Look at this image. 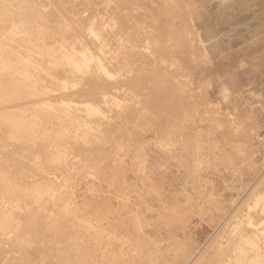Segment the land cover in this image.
<instances>
[{
  "label": "bare ground",
  "instance_id": "obj_1",
  "mask_svg": "<svg viewBox=\"0 0 264 264\" xmlns=\"http://www.w3.org/2000/svg\"><path fill=\"white\" fill-rule=\"evenodd\" d=\"M147 6L148 5L146 4V2H144V0H0V138L3 139V144L2 142L0 144V264H73L74 263L76 259L78 246H76V244L72 245L74 243L73 241H72L73 243L71 242V245L69 244H70V241L74 239L75 237V236L74 237L72 236L74 234H78V232L76 231V233L72 234L73 231L71 230V228L73 226L67 227V228H70L71 232L66 231L69 229H66L67 222L65 223L66 224L65 225L63 223V220L68 221L69 218L70 220H72V217H69L71 214H69V216L66 215V217L68 216V219H63L62 215L65 213L64 212L65 207L62 206L63 212L62 210L61 212L63 214L59 212L58 208L59 209L61 208L60 207L61 204L67 205V203H71L72 201H74L72 203H75V199L72 196V195H75L76 193V191L75 193L73 191V185H74L73 180H74V175L76 173H80L82 168H84V170L97 169L100 171V168L98 169L95 167L99 165L100 161L102 162L103 165L104 163L106 164L107 161L103 162L104 159L110 161V163H113L111 162L113 160H115L114 163H116V161L117 163L119 162L118 160H119L120 154H117L118 160H116L115 158L116 156L114 155L115 152L113 154V156H115L113 158L115 159L112 158V160H110L111 157L109 159L107 157L104 158L105 154H108V152H106L105 150L106 147H108V146L105 147L107 142H109L111 139L113 140L114 138H115V141L122 139L124 137V134H126V132L129 133V134L127 133L126 135H131L134 138L136 137L135 139L139 141V143L137 142L138 145L140 143L141 144L145 143L146 138L152 137L151 134L153 133V130L155 129V127H157L154 125L156 122L152 124L153 126L150 125V127L155 126L153 130L151 129L152 133L150 132L148 133V130L150 129V127L148 126V123H149L148 118H147L148 121L145 123L147 113L146 115L144 113L145 117H143V120H141L142 117L141 118L138 117L139 115L143 116L142 115L143 113L139 114L140 110L144 109L145 112L148 108L150 109V111L151 109L153 110L151 111V113L152 112L155 113L156 118L158 117L159 119L157 121H159L161 125L164 124L163 127L164 126L167 127V131L166 130L163 131L164 129L161 128L162 130H160L161 132L159 133L160 135H164V136L167 135L165 138L163 137L166 141L168 140L166 138H168L169 136L170 138L173 137L172 139L169 138L171 141L176 136L179 137L178 135H182L183 133L187 132L188 130L187 126L181 124V122L184 123V121L187 120L186 123H189L188 119L189 121L191 120L190 118L187 119V117H189V114L187 113L188 116H186L187 114L185 113V111L188 110L187 108H189L191 103H189L190 101L189 102H185V101H188L190 99L192 100L193 98L185 100L189 96L185 95L187 93L184 94V91H185L184 88L191 86V85L187 86V84L189 83V81H187L186 86L184 87L186 77L188 78V76L190 77L191 75H188V74H187L188 76H186V74L184 75V73L187 72L185 69H184L185 71H183L184 66L181 65L182 64L181 62L178 63L174 59V57L171 55V52H170L171 50L169 49L168 46H166L168 45L167 39L162 33L163 28L160 22L156 18L157 10L156 12L154 10L156 8H151L152 11H148L149 7L147 8ZM161 8L162 6L160 7V10ZM85 12H87V15L84 14ZM179 64L182 66V68ZM188 89L190 90L188 91L191 92V89L193 88H188ZM193 90L191 93L188 92L189 95L194 92ZM193 95L194 94H192V96ZM192 96L190 95V97ZM197 96L198 98H195V99L199 101L197 100L196 101L199 103H202L200 101V96L199 95ZM197 102H195L196 105H197ZM199 103L197 106L201 105ZM200 108H202V106ZM195 109H193L192 107V110H194V112H195ZM198 110L201 111L202 109L201 110L197 109V113L199 114ZM137 113L139 115H137ZM153 114L151 116H153ZM155 120L156 119H154V121ZM151 123H153V120ZM191 128L192 127H190V129ZM197 128L194 127V130ZM252 128L254 127L252 126L249 132L253 130ZM159 129L160 128H158L156 132L159 131ZM191 133L192 132H190L189 133L190 136H187V137H191L192 135ZM251 133L249 134L250 136H251ZM155 134L157 135L158 132ZM198 134L199 132L196 133V135ZM120 135H123V137L122 138L119 137L120 139L117 138L118 140H116V137ZM184 135L186 136L187 134H183V137L186 138ZM193 135L194 137H196L195 134ZM193 135H192L191 140L193 139ZM228 135L227 136L229 138L230 137L232 138V136H230L229 133ZM132 137L128 139H131L134 141L135 139L134 138L132 139ZM155 138L156 137L154 136V139L152 140H155ZM157 138H160V137H157ZM180 138H182V136ZM128 139H126V142H125L126 145H127ZM197 139H196V142L199 143L198 140L201 141L199 144L201 146L203 144L201 138H199L198 140ZM225 139L223 140L225 141ZM150 140H146V142L150 144L151 142ZM163 140H161V142H163ZM177 140L179 139H176L175 142L173 141L175 144H173V142H169L171 143L170 145L172 144L176 145V142H178ZM191 140L189 139V142H187L188 140L186 139V142L190 144ZM115 141H112V143L114 142V144L115 143L118 144L120 142L121 144V141H118V142H115ZM193 141H195V138ZM227 141H229V139ZM227 141L225 142L227 143ZM122 142H123V145H125L124 140ZM152 142H154L155 144V141H152ZM196 142H193L192 144L195 146L196 144H198ZM259 142L261 145H264L263 138H260ZM130 143L132 144L134 142L131 141ZM137 143L136 144L134 143L135 146L137 145ZM179 143L180 142H178L177 144ZM117 144H115V146L112 144V146H114L113 148L118 146V148L121 149L120 146ZM158 144H160V142ZM167 144L168 143L165 144L166 147H167ZM181 144H182V141H181ZM183 144H185V142ZM144 145H147V144H144ZM199 145H196V149H197V146L200 147ZM11 146L14 147V149ZM150 146L151 144L148 147ZM165 146H162V147L164 148ZM180 146L179 148L181 149V151H184L185 149L182 148L184 146H181V147ZM210 146H211V143H210ZM10 147L12 149H10ZM137 147H134V148L138 149ZM151 147L154 148V146H151ZM166 147L164 148L165 151L163 150V148H161L162 151L166 152V149H168ZM214 147L213 146L210 148L208 147L209 151L210 149H213ZM110 148H108V150ZM173 148L174 147H172L171 149ZM186 148H187V145H186ZM205 148L207 149V146ZM115 149L117 150V148ZM115 149L113 150L115 151ZM119 149L117 151H119ZM122 149H126L125 146L124 148L122 147ZM139 149L141 150V148ZM142 149L145 150L143 147ZM154 149L158 150L157 146H155ZM171 149H168V150L170 151ZM150 150L151 149H149V151ZM174 150L175 149H173L172 151L174 152ZM78 151L82 154V158H81L82 161L77 162L76 158L81 157V156L79 157L77 156L79 154V153L77 154ZM109 151H112V150H109ZM123 151L125 152V150ZM146 151L147 150H145V152ZM191 151L192 150H190V152ZM119 152H122V151H119ZM124 152H122V154ZM128 152H125V153L127 154ZM145 152L143 151V154H145ZM156 152L157 151H155V153L152 156H154L155 154L156 155L159 154L160 156L161 153L159 151L157 153ZM198 152L199 151H197V153ZM130 153L127 154V156L131 154H136V152L135 153L132 152L131 154ZM193 154L190 155L192 156V158H194ZM110 155L112 156V152ZM124 156L126 157L125 154L123 155V157ZM152 156H150V159L152 158L154 159V157ZM125 157L124 158L121 157V158L127 160L128 157L126 158ZM140 157L143 158V160L141 161H145L146 155H145V158L142 156H139L137 159H139ZM156 157H155V160L157 159ZM176 157L178 158V156ZM134 158L135 157H133L132 159ZM147 158H146V161L148 160ZM129 159L127 161L128 163H129ZM180 159L182 160V158ZM165 160L166 159H163L162 163L165 162ZM124 161L125 160H123V162L121 161L123 164V167H124ZM138 161H137L138 167H139V164H140V167L141 165L144 166V164H142L141 162L139 163ZM49 162H51V164L53 163L51 167L46 166V164ZM127 162L125 161V164ZM159 162L161 163V161ZM183 162L181 161L178 163L181 164ZM8 163L10 164L9 166H11V169H9ZM114 163L111 168H114V165L117 166V163L116 164ZM134 163L136 162L133 161V164ZM147 163L149 164V161H147ZM162 163L160 164L161 167L164 164ZM119 164L122 166L121 163ZM129 164L130 165L132 164L131 160ZM154 164L156 165V163ZM79 165H81L80 166L81 170L79 169ZM135 165H131L130 167L135 166ZM155 165H152V166H155ZM43 166L46 168L47 167L50 168V169L47 168L46 169L47 171L48 169L49 171L51 170L53 171V169H55L56 171L58 169L60 170L64 169V171L66 170V173L69 174V178L67 179L66 177V180H64V178H61L64 176H61V174L59 173V175L61 176L60 177L61 180L63 179L64 181H67L65 182L67 183L66 186L64 187L66 188L65 191H63L64 189L60 190V188L63 185H65L64 183L63 185L61 184L62 186L56 185L59 183H56V181L54 180L55 179L54 173H52L53 175L51 174L52 176H54L52 177L54 179H51L49 177L50 178V179L48 178L49 182H47V179L46 181H44L45 178L41 177V175H40V178L39 176H37L38 180H35L32 178L33 180L31 179L30 181V177H28V175H27V178H29V181L27 182L26 180H24V175H25L24 172H26L25 171L26 168H33V169L39 170ZM100 166H101V163H100ZM108 166L107 167L109 169L111 165H108ZM150 166L148 167L150 168ZM13 167H15V170H12ZM157 167L159 168V166ZM105 169L106 168L104 167V170ZM148 169L146 167V170ZM26 170H29V169H26ZM31 170L32 169H30V171ZM38 170L35 172H38ZM101 170H102V167H101ZM116 170L114 169L115 174L118 172V171L116 172ZM124 170L127 171L128 169L126 168ZM43 171L44 170H42V172L40 171L41 172L40 174H42ZM103 171H100V172H103ZM105 171L107 172V169ZM110 171L111 169H109L107 174H110L109 173ZM132 171L133 170H131V173ZM142 171L145 172L144 170L141 169L140 172ZM33 172L34 170H32V173ZM128 172L126 173L128 174ZM140 172H137V173H140ZM82 173L83 175H86L84 172ZM122 173H123V170H122ZM37 174L39 175V173H36V175ZM46 174L51 176L47 172ZM96 174L94 175V177H96ZM47 175L44 177H47ZM59 175L58 177H56L57 179L59 178ZM62 175H65V174H62ZM78 175L80 176V178H82L83 176L80 174H76V176ZM91 175L93 176V173ZM87 176H89V173L87 174ZM102 176L103 175L101 174V177ZM105 176L106 175H104V177ZM109 176H111V174ZM112 176H114L113 177L114 182L112 183L114 184L116 183L115 176H117V174L112 175ZM119 176L120 174L118 173V178ZM122 176L124 178V175ZM126 176L124 179H127ZM78 177L75 180L78 181ZM84 177L85 176H83V178ZM16 178H18V180L23 179L24 180L23 181L24 183L22 182L23 185L21 184V181H18L17 183ZM87 178L86 180H88ZM95 179L93 178V180ZM119 179H121V177ZM119 179L117 180L118 183H119ZM128 179H133V178L131 177ZM80 180H79L80 183L76 181L75 182L80 185L83 179L81 181ZM101 180L100 182L102 183ZM104 180H108V179H104ZM109 180H108V183H105L104 185L107 184V186L109 185L111 186V184H109V182L111 181ZM137 180L138 179L136 178V181ZM136 181H133L134 185ZM87 182L88 181H86L85 183L87 184V187L88 188L89 186L92 187L91 185L92 183L90 182L91 184H89L88 186ZM124 182H123L124 185L125 184L129 185L132 182V180L129 184L124 183ZM101 183L98 182V184H101ZM120 183H121L120 185H122V182ZM17 184H21L20 185L21 187L18 186ZM133 184L131 183L130 187H132ZM79 185H78V189L80 188L83 189L84 186L82 185V187L79 188ZM95 185L94 187H96ZM104 185L101 186V188L103 187V189L100 188L102 192H104L103 190L105 189ZM127 185L125 187H127ZM107 186L106 188H108ZM135 186H134V189H135ZM112 187L113 186H111V188ZM120 187L122 188V186ZM130 187H129V190L132 191L131 189L133 188H130ZM213 187H214L213 191L215 190L217 191L220 189V185H216ZM150 188L154 189L153 186L152 187L150 186ZM114 189H116L115 186H114ZM163 189L166 190V188H163ZM85 190L87 189L85 188ZM90 190H87L88 192L87 191L86 192L89 194ZM96 190L98 191L99 189L95 188V191ZM49 191L51 193L53 192L52 194H54V192L56 193L58 192L57 195L60 194L58 196L59 203H58V198H57L56 205L58 206L57 210L59 212V215L61 214L60 216L62 219L60 218L61 219L60 220L57 217L56 219L60 220L63 223L62 224L60 222L61 224L60 227L66 229L65 230L66 232L63 231L64 229L62 230L58 226L56 228L57 229L59 228V230L54 228L55 232H53L52 227L56 226V224H54L53 222L54 226L52 225H51L52 227L50 226L51 228H50L49 234H47V232L42 233L44 231L43 229V231H41L43 235L40 233L42 236L39 234L40 236L38 235L36 237V234L39 233L38 232L39 228L43 224V222H40V221L38 222L37 220L39 219L38 216H41L42 218L44 217L43 220L45 218L51 219V217L52 218L54 217L52 216L51 213L48 212L50 209L48 208L49 206H45L42 201L43 197L46 198L45 196L48 197V194H51ZM97 191L96 193H94V196H96L95 194L98 193ZM147 191H149V188ZM45 192L47 193L49 192V193L48 194L46 193L47 195L43 196ZM123 192L124 191L122 190V193ZM149 192H147V194ZM125 193L126 191L124 192V194ZM166 193H169V192H166ZM99 194H101V197H102L103 194L102 193H99ZM124 194L121 197L124 198L125 197ZM175 194H176V191H175ZM57 195L55 194L54 196L56 197ZM126 195H130V194H126ZM89 196H91L92 198L93 195L91 194ZM116 196L118 195H114L115 199L117 198ZM175 196L178 197V195H175ZM175 196L169 197L165 195L167 199L173 198V201H172L173 203H175L176 201L178 202L177 199H179V201L181 199L180 197L179 198L176 197L177 199H174ZM221 196L223 200H228L231 194L228 192H224L223 195ZM261 196H262V202H260L259 204L256 202V205H254V207L250 206V208H257L255 212L253 211L254 214L253 213L250 214L249 217L245 215L246 217H248L247 218L248 220L245 218L246 221H244V219L241 218V221L242 222L244 221L243 222L244 224L241 222L242 225L241 224H240L241 226L239 225L241 229L238 228V226L235 227L237 223L233 225V227H235L233 228V230L238 228L237 229L238 232L236 233L230 232L231 236L228 237L229 239H228L227 244L225 246L223 245L224 247L221 246V248L219 245V249H216L217 251H214L213 252L214 254L209 256V258H206V261L203 260L204 262H201L200 264H264V194ZM97 197H98V194H97ZM136 197L139 198V196H136ZM162 197H164V195L160 197L163 200L165 197L164 198ZM48 198L50 199V196ZM49 199L47 200L49 201ZM87 199H85V201ZM95 199L99 200V198L97 199L96 197ZM120 199L122 201V198H119V200ZM129 199H132V198L130 197ZM129 199H127V201ZM140 199L141 198H139V200ZM54 200L52 201L55 202ZM124 200L126 203L127 201L125 198ZM132 200H135V199H132ZM44 201L46 202V200ZM107 201L109 203V200ZM116 201L118 202V200ZM130 201L129 203L131 204L132 201L131 202ZM143 201H145V198ZM158 201H161V200L158 199ZM51 202L50 201L48 202L50 203L49 204L50 207H51ZM92 202H94V200ZM113 202H114V199H113ZM172 202L170 203L171 206H172ZM140 203L138 201V203L136 204L140 205ZM146 203L147 202L145 201L144 205L148 206L147 204L149 203L147 204ZM158 203L160 204V202ZM176 203L174 204V206L176 205V210L177 208L180 209V207H177ZM76 204L77 203H75V205ZM87 204L90 205V203L88 202ZM96 204H92V205L96 206ZM102 204L103 202L101 203V205ZM82 205H85V207L88 206V205L86 206V204H82ZM82 205H80V207ZM144 205H141V206H144ZM70 206H73V205H70ZM133 206L135 205L132 204V207ZM174 206L173 208H175ZM46 207L48 208V211ZM94 208H98V206ZM100 208H102V206ZM111 208H109L110 209L109 212L107 210V215L112 210ZM136 208L137 206H135V211H136ZM146 208L147 207H145V209ZM149 208L152 211V208L150 206ZM73 209L69 210V213L70 211L73 212ZM86 209L87 210L90 209L91 212L93 210V208L88 209L87 207V208H84L83 211H81L78 208L77 212L81 211L82 213L80 214H84V212H87V211H84ZM115 209L116 208L114 207L113 211H115ZM130 209L132 211V208ZM57 210H53V211L55 212ZM159 210L163 211V209H159ZM65 211H67V209ZM95 211L93 210L94 213H97ZM113 211H111V213ZM135 211L133 210L134 213ZM101 212L98 211V213H101ZM76 213H74V215L72 216L75 217V215H78L79 212L77 214ZM88 213L89 212L85 214L87 215L85 217L89 216V219L87 220L85 217L84 218L86 219V221H89L90 215H91L92 216L91 219L94 223L96 219H94L93 217L96 214L92 215V213L91 214L89 213L88 215ZM143 213L140 214L141 217L137 216L141 218L142 222L145 221L146 219L145 213L144 214ZM148 213L146 214V216L150 214ZM103 214L104 213L102 212V214L100 215H103ZM105 214L103 216L107 217V215ZM100 215H98L99 217L97 216V220L102 219L100 218ZM132 215L134 217L136 214L135 215L132 214ZM142 215L144 216L145 219L142 217ZM154 215L153 216L150 215V216L155 218L157 214L155 216ZM190 216L191 215H189V218ZM35 217L37 219H35ZM76 217L78 218V216ZM173 217L176 218L174 215ZM33 218L36 221H34ZM42 218H41V221H42ZM64 218H65V214H64ZM75 218H73L74 220L72 221L69 220V221L73 223V221L76 222V220L79 219V218L78 219L76 218L75 220ZM84 218H82V220ZM160 218L161 217L159 216L158 221L161 220V222H164L163 220L165 219V217L163 220ZM135 219L137 218H134V220ZM170 219L172 218L170 217ZM208 220L210 222L213 221L212 217ZM47 221L48 220L44 221V224L46 222V225L48 224L50 225V222L47 223ZM86 221L84 220V222ZM92 221L90 220V223L92 226H94L92 224ZM172 221L174 222V220ZM135 222L139 223L140 221L135 220ZM135 222H133V224ZM156 222L157 221H155L154 223L156 224ZM167 222L169 223L171 221H169L168 219ZM238 222H240V220ZM98 223H95V224H97L98 227H101L98 225ZM143 223L139 225L141 226L143 225ZM157 223L159 225V222ZM75 224L78 225L79 224L78 221ZM80 224L82 228L85 227V224L84 225H82L83 223H80ZM144 224H147V222ZM155 224L153 225L156 226ZM68 225L70 224L68 223ZM79 225H78V228H76L74 225V229L75 230L76 229L79 230V228L81 229ZM86 225L89 226V223L88 224L86 223ZM136 225L135 227L138 226ZM153 225H151L152 226L151 228H153ZM163 225H165V223ZM174 225L173 227L172 226L171 227L174 228ZM43 226L44 225H42V228ZM176 226L177 224L175 225V227ZM102 228H103V225H102ZM144 228H145L144 225L141 228L137 227V229H140V230ZM47 229H49V227ZM90 229L91 228H89L87 231H89ZM97 229H100V228H97ZM174 229H175V232L178 231L176 230V228ZM158 230L159 229H157V231ZM93 231H96V230H93ZM142 233L143 232H141L139 235L140 238L146 235V233L144 234ZM185 233L186 231L183 234ZM164 234L168 235L169 233L167 234L166 232ZM141 235H144V236H141ZM161 235L159 237L163 236ZM171 236H175V235H171ZM70 238L72 239L70 240ZM168 238H170V236ZM76 239H74V241ZM147 239L150 240L151 238L150 239L147 238ZM170 239L166 240L165 238L166 241L164 239H162L161 241H165V242L168 241V244H169L172 241V240L170 241ZM159 240H157L158 241L157 246L162 245V242L159 243ZM151 242L152 240H150V244ZM153 245H155V242ZM147 249H148V245H147ZM149 249H150V246H149ZM148 250L143 251V253L146 252L148 255V252L152 249H150L149 251ZM146 253H144L145 255L143 254L144 259L146 258L145 257ZM143 256H141V258ZM157 256H160V253ZM150 257L153 258L152 254ZM155 258L157 257L155 256ZM157 260H156V263H157ZM145 261L143 260L142 263H144ZM153 262L154 261H152V263ZM140 263H141V260H140Z\"/></svg>",
  "mask_w": 264,
  "mask_h": 264
},
{
  "label": "rangeland",
  "instance_id": "obj_2",
  "mask_svg": "<svg viewBox=\"0 0 264 264\" xmlns=\"http://www.w3.org/2000/svg\"><path fill=\"white\" fill-rule=\"evenodd\" d=\"M144 2H146V4L148 5L147 8L148 7L150 8V9L148 8V11H152L151 8H156V9H154L155 12L157 10L156 18L160 22V24L163 28V30H162L163 35L167 39L168 45H166V46H168L169 49L171 50L170 52H171V55L174 57V59L178 63L181 62L182 64L181 63L180 64L182 66H184L183 71H185V70L187 71L184 73V75L185 74H186V76L191 75L190 77L188 76V78L185 76L186 80H185L184 87L186 86L187 81H189L187 86H189V85H191V86L184 88L185 89L184 94L187 93L188 95L187 94H185V95L189 96L185 100L193 98L192 100L190 99L188 101H185V102L190 101L189 103H191V105H190L191 107L189 106V108H187L188 110H186L187 112L185 111V113L189 114V117H187V119L188 118L191 119L190 121L188 119V122L192 126L189 123H186L187 120L184 121V123L181 122V124L187 126V129H188L187 130L188 133L185 132L186 130L184 131L185 133H183V134H187L186 136L184 135L186 138H184L183 134H182V135H178L179 137L176 136L171 141H170V139H172L173 137L170 138V136H169L168 138H166V139H168L166 141L164 138L167 135L164 136V135H160L159 133L161 132L160 130H162V129H164L163 131H165V130L167 131V127H165V126L163 127L164 124L161 125L159 123V121H157V120H159L158 117L156 118V115L154 112L151 113V111H153V110L151 109V111H150L149 108L147 110L145 109L146 112L144 111V109L140 110L139 111L140 113L139 112L138 113L139 114L143 113L142 114L143 116H141L137 113V115H139L138 117L139 118L142 117L141 120H143V117H145L144 113H145V115L147 113L145 123L149 120L148 121L149 127H150V125L154 124V122L157 123V124L156 123L154 124L157 127L154 126L155 127L154 130H153L154 127H150V129L148 130V133L149 132L152 133V130H153L152 134L156 138L157 137H160V138H157V139L155 138V140H152V139H154V136L151 134V136L153 138L152 137H148L149 139L146 138L145 143H143V144L140 143L139 144L140 146H139L138 145L139 141H137L135 139L136 137L134 138L131 135H126L128 132H126V134H124V137H123V135L117 136L116 140H118L117 138H119V137L125 138V139L122 138L124 140L125 145H123V142H122L123 140L120 138H119L120 140H118V141L122 140L121 144L123 146L120 144V142L118 144L117 143H115V144L119 145L121 149H122V147L124 148V146H125V148L128 150H126V149L121 150L118 148V146L115 148H117V150L119 149V151H122V152H124L123 150H125V152L129 151L127 154H129L130 152L131 153L136 152V154L130 153L131 154V155H129L130 157L127 156V154L125 152L122 154V152H119L115 148H113L115 146V144H114V142L112 143V141H115V138L113 140L112 139L110 140L111 143H110V141L107 142L105 147L106 146H108V147H106L105 150H106V152H108V154H105L104 158L107 157L109 159L111 157L110 160H112V158L116 156L115 158H116V160H118L117 154H120L119 160H118L119 162L117 163V161H116L117 166L114 165V168H111L113 166V163L115 162V160L111 161L113 163H110V161L103 158L104 161L103 160L102 161L103 162L107 161V163H106L107 165L105 163L103 165L102 162L100 161L99 165L95 168H98V169L100 168V171H103L104 167H105L107 169V172L105 171L106 170L105 169L103 171L104 173L100 172L97 169H94V170L93 169H86V170H84V168H82V170H81L80 169L81 165H79V169L81 171H80V173H76V174L83 175L82 172H84V173L86 171L87 172L85 173L86 175H83V176H85L84 178H83V176H82V178H80L79 175H78L79 177L76 176V174L74 175L73 191H74V193L76 191L77 195L75 193L76 196L75 195H72V196L75 199V203H77L76 205H75V203H72V202H74V201H72L71 202L72 204L71 203H67V205L61 204V206H60L61 208L59 209L58 206L56 205V203H57V198H58V203H59V197L58 196L60 194L57 195L58 192L57 193L54 192V194H52L53 192L52 193L50 192L52 190L49 191L52 195L48 194L49 192L48 193L45 192V194L43 196L48 194V197L50 196V199L47 196H45V197L47 199H49L50 202L56 198L54 200L55 202H53V201L51 202V207L49 205L50 203H48L49 201L44 197L42 198L44 205L49 206L48 208H50L48 211V208L46 207L47 211L49 213H51L52 216H54V217L53 218L51 217V219L45 218L46 220H48L47 223L50 222V225L48 224L49 226L46 225V222L44 224V221H46L45 219L43 220L44 217L42 218L41 216H38L39 219H37L35 217V219H37L38 222L39 221L43 222L42 225H44L43 228L41 225V227L39 228L40 231L38 230L39 233L36 234V237L41 233V231H43V229H44V231L42 233L47 232V234H49L50 228L52 226H54L53 222H54V224H56V226L52 227L53 232H55L54 228L57 229L56 228L57 226L59 228H61L60 227L61 226L60 220L62 218L60 215L63 214L62 213L63 212L62 206L65 207L64 208L65 218H64V214H63L62 215L63 219H68L69 214H71L69 217H72V220H74L73 218L78 216L79 219L76 217L78 220H76V218H75L76 222L73 221V223L74 222L77 223V221H78L79 224L80 223H83L82 225L85 224L86 228H88V229L91 228L89 231H87L88 229H86L84 227L86 229L85 230L84 228L81 227V224L80 225L78 224L81 227V229L79 228V230L78 229L75 230L74 225L76 228H78V225L70 222V221H72V220H70V218L68 219V221L63 220L64 224L67 222L66 223L67 225L65 224L66 229H69V230H66L64 228H61L62 230L64 229L63 231L66 230V231L71 232V230H72L73 231L72 234L76 233V231L78 232V234H74L73 236L71 235L72 237H74V236L76 237V235H77V237H76L77 239L74 237V239H76L77 241L76 240L74 241V239L70 238V240L71 239L72 240L70 241V244H69V245H71V242L73 241L74 243L72 242L73 243L72 245L76 244V246H78L76 259H75L73 264H139L140 260H141L140 264H145V263L151 264L152 261H154L152 264H154V263L155 264H158V263L159 264H198V263L200 264L201 262H204L203 260L206 261V258H209V256L214 254L213 252L217 251L216 249H219V245L221 248V246H223V245L225 246L227 244L228 239H229L228 237L231 236L230 232L236 233V232H238V230H237L238 228L241 229V227H239V225L242 222L241 218L244 219V221H246L245 218L247 219L250 214H252V213L254 214V212L257 210V208H250V206L254 207V205H256V202L258 204L260 202H262V196L261 195L264 194V145H261L259 140L264 135V0H147V1L144 0ZM165 5L166 6L168 5V6L166 7ZM159 6L160 7L162 6V8H161L162 11L160 10ZM84 14L87 15V12H85ZM182 66H181V68H182ZM190 82H191V84H190ZM188 88L194 89V90L191 89V92H192V90L194 91L192 93V94H194L193 96H192V94H190L192 97H190V95H189V93H191V92H189L190 90ZM197 95L200 96V101L202 103L197 102L199 100L195 99V98H198ZM195 96H197V97H195ZM193 101L197 102V105H198V103L201 105L197 106L196 103ZM201 106H202V108H200ZM192 107H193V109L196 108L195 112H194V110H192ZM197 109H200V110L202 109L201 111L198 110L199 114L197 113ZM148 114L150 115V117ZM152 114H153V116H151ZM188 114L186 116H188ZM154 115H155V117H154ZM147 118H148V120H147ZM151 119L153 120V123H151L152 122ZM154 119H156V120L154 121ZM144 120H145V118H144ZM192 123H194L195 125ZM193 125L196 128L198 127L199 129L198 128L197 129L199 131L197 129L194 130ZM158 126H160V127H158ZM252 126L254 128H252L253 130L249 132V130L251 129ZM190 127H192V128L190 129ZM156 128L157 129L160 128L159 131H157L158 132L157 135H159V136H157L155 134V133H157ZM189 130H191V131H189ZM190 132H192L191 133L192 135L195 134V136L197 138L199 136V138H201L202 143L204 145L202 144L200 146L199 144L201 141L198 140L199 138L197 139L196 137H194V135H193L192 140H191L192 135H191V137H187V136H190V134H189ZM198 132L201 136L199 134L196 135V133H198ZM228 133L230 134V136H232V138L228 137L229 136ZM250 133H251V136L249 135ZM181 136H182V138H180ZM131 137H132V139L134 138L135 140L133 141L131 139H128ZM150 138H151V140H150ZM188 138L191 140V143H190L191 145L189 143H187V142H189ZM194 138H195V141H193ZM126 139H128L127 145L125 143ZM176 139L180 140V141L179 140H177V141L180 142L179 144L181 146H184V147H182L183 149H185L184 151H181V149L179 148L180 145L177 144L178 142H176V145H173V144H175L174 142ZM186 139L188 140L187 142H186ZM196 139L199 141V143L196 142ZM223 139H225V141H227L229 139V141H227V143H226ZM146 140H150L151 146H154V148H155V146H157L158 150L154 149L151 146L148 147L150 144H148L146 142ZM158 140H160V141H158ZM161 140H163V142H161ZM118 141H115V142H118ZM129 141L130 142L132 141L135 144L137 142L138 143L135 146L134 143L131 144ZM152 141H155V144ZM181 141H182V144H181ZM192 141L198 143V144H196V143L195 144L199 145L200 147L197 146V149H196V145L194 146L192 144L193 143ZM1 142L3 144V139L0 138V144H1ZM128 142H129V144H128ZM157 142L158 143L160 142V144H158ZM165 142L168 143L167 147L165 146V144H166ZM169 142H173V144L170 145L171 143H169ZM184 142H185V144H183ZM206 142H208V143L210 142L211 146H210V143L208 144ZM212 142L214 143V145ZM109 144H111V145H109ZM112 144L114 146H112ZM144 144H147L148 146L144 145ZM128 145L131 147H129ZM186 145H187V148H186ZM158 146H160V147H158ZM162 146H165L168 149H171L172 147H174L173 149H175V150L173 152L172 151L173 149H171L170 151H172V152H170L168 149H166V152L168 151L166 153V152H164L165 147L163 148ZM206 146H207V149L205 148ZM212 146L213 147L215 146V147L213 149H210V151H209V148ZM11 147H10V149H12V148L14 149V147H12V148ZM134 147H137L138 149H136ZM142 147L147 151L145 152V150H143ZM108 148H110L109 150H112V151H109ZM131 148L133 150L134 149L135 150L133 151ZM139 148H141V150ZM152 148L154 149V151ZM161 148H163L164 151H162ZM193 148H194V150H193ZM198 148H199V150H198ZM113 149H115V151ZM149 149H151V150L149 151ZM195 149H196V151H195ZM139 150H140V152H139ZM190 150H192V151L190 152ZM143 151L145 152V154H143ZM148 151H149V153H148ZM155 151H157V152L162 151L160 153L162 154V156H164V155L165 156L162 157L161 154H160L161 157L159 156V154H157L158 156L155 154L157 157L155 155L152 156L155 153ZM197 151H199V152L197 153ZM111 152H112V156L110 155ZM114 152H115V154H114ZM117 152H119V153H117ZM192 152L195 153L196 155L193 154ZM77 154H78L77 155L78 157L81 156L79 158H76L77 162L82 161V159H81L82 154L79 151L77 152ZM113 154L115 156H113ZM124 154L126 155V157H128L127 160L122 159L125 157V156L123 157ZM148 154L150 156L154 157V159L153 158L150 159V156ZM192 154H193L194 158H192V156H190ZM135 155L136 156L138 155V156L136 157ZM145 155H146V158L148 156L147 161H149V164L146 161ZM139 156L144 157L146 162L141 161V160H143V158H141V157H140L141 159L140 158L137 159ZM176 156H178V158L179 157L182 158V160L180 158L179 159L182 162L183 161L185 162V163L183 162L184 165H183V163H181L182 165L180 163H178L181 161ZM133 157H135L136 159L135 158L132 159ZM155 157L157 158L156 160H155ZM115 158H113V159H115ZM128 159H129V163L131 160V163H132L131 165L136 164L135 166H137V167H135V166L130 167L131 165L127 162ZM163 159H166L165 162H163L164 164L162 163ZM173 159H175V160H173ZM73 160H74V158H73ZM123 160H125L127 162L126 164L128 166L125 164V161H124V167H123V164H122ZM132 160L136 163L133 164ZM136 160L137 161L139 160L138 162L139 163L141 162L142 164H144L145 167L141 165V167H142L141 168L140 164L138 167V163ZM177 160H179V161H177ZM159 161H161V163L163 164L162 167H161V165H160L161 163ZM193 161H195V162H193ZM100 163H101V166H100ZM116 163H114V164H116ZM119 163H121L122 166ZM150 163L152 165H155L154 163H156V165L152 166ZM52 164H51V162H49L46 164V166L51 167ZM9 165L10 164L8 163V167H9V169H11V166H9ZM108 165H111L109 169H111V171L114 172V173H112L111 171L109 172L111 174V176L117 174V176H115L116 183H114V184H112L114 182L113 181L114 176L111 177V176H109L110 174H107L109 171ZM148 166H150V168L152 167L153 169L151 168L152 169L151 170ZM157 166H159V168ZM43 167H41L39 170L33 169V168H26L29 170L25 169V171L27 173L24 172L26 175V176L24 175V180H26L27 182L29 181V178H27V175H28V177H30V181L32 178L35 180H38L37 176H39V178H40V175H41V177L45 178V180L43 179L44 181H46V179H47V182H49L48 181L49 177L51 179L55 178L54 180L56 181V183H59L56 185L60 186L61 184L63 185V183L65 184L63 186L61 185L62 187L60 188V190L64 189L63 191H65L66 188H64V187L66 186L67 183H65V182H67V181H64V180H66V177H67V179L69 178V174L66 173V170L64 171V169L60 170L57 168L59 170V171L57 170L58 171V173H57V171L55 169H53V171L52 170L49 171L50 168L47 167V168H49L47 171L46 170L47 168L44 167L45 168L44 169ZM101 167H102V170H101ZM146 167H147V169L149 168L150 170L149 169L146 170ZM126 168L128 169L127 171L124 170ZM132 168H134V169H132ZM30 169L34 170V172L32 173V170L30 171ZM114 169L115 170L117 169L116 172L118 171L116 174H115ZM130 169L133 170L132 173H131ZM141 169L144 170L145 172H143V171L140 172ZM12 170H15V167H13ZM37 170H38V172H35ZM42 170L45 171V172L43 171V173H45V174H43V173L40 174L42 172ZM122 170H123V173H122ZM134 170L136 173L137 172H140V173L136 174L134 172ZM125 171L126 172L130 171V172H128V174H127ZM46 172L50 175L52 173H54L55 177L52 176L53 174L51 176L47 175ZM95 172L98 174H96ZM105 172H106V174H105ZM29 173H30V175H29ZM36 173H39V175L38 174L36 175ZM59 173L61 174V176H64V177H61L59 175ZM88 173H89V176H87ZM92 173H93V176L91 175ZM118 173L120 174L119 178L121 177V179L118 178ZM31 174H33V175H31ZM57 174L59 175V178L60 177L64 178V180L62 179L64 182L61 180V178L60 179L56 178V177H58ZM62 174H65V175H62ZM95 174H96V177H94ZM101 174L103 175L102 176L103 178L101 177ZM129 174H131V175H129ZM46 175H47V177H44ZM104 175H106V176L108 175L107 178H106V176L104 177ZM122 175H124V178L127 175L126 176L127 179H124ZM133 175L135 177L137 176L136 178L139 181L138 180L136 181V178ZM35 176L37 177V179ZM52 177H54V178H52ZM77 177H78V181L75 180V179H77ZM116 177L119 179V183L117 182L118 179ZM131 177L133 179H128ZM86 178L88 180H86ZM93 178L94 179L96 178V179L93 180ZM16 179L15 180L17 183H18V181H21V184L23 185V183H24L23 179H20V180H18V178H16ZM80 179L81 180L83 179L82 180L83 184L82 183L81 184L87 190L92 189V190H90L92 193L89 191V194H88L87 193L88 191L85 190L84 187H83V189L80 188V187H82V185L81 184L79 185L76 183V182L80 183L79 182ZM97 179H99V180H97ZM104 179H108V180L110 179L109 181H111V182H109V184H111V186H113V187L111 188V186L109 184H108L109 186H107V184L104 185L105 183H108V180H104ZM59 180H61V181H59ZM100 180L102 181V183L100 182ZM127 180H128V182H127ZM131 180H132V182H131ZM86 181H88L87 182L88 186L91 183H92L91 184L92 187H94L95 184H97V185H95L96 187H94V188L89 186V188H90L89 189L87 187V184H85ZM124 181H126V182H124ZM133 181H136L135 182L136 186L133 184L134 183ZM60 182H62V183H60ZM98 182L101 184H98ZM120 182H122V185H120L121 184ZM123 182L128 183V184L131 182L133 184V186L131 185L132 187H130L131 183L129 185H127V184L124 185ZM15 183H14V185H15ZM75 183L77 186L75 185ZM21 184H17V185L20 186ZM153 184L154 185L156 184V185L154 186ZM78 185H79L80 189H78ZM103 185L105 187V189L103 190L105 193L101 191V189H103V187L101 188V186H103ZM118 185H119V187H118ZM126 185H127V187H125ZM212 185L213 186L220 185V189L217 191L216 190L213 191L214 187ZM106 186L108 188H106ZM114 186L116 187L117 190L114 189ZM120 186H122V188ZM128 186L130 188H133V189L135 186L136 190L135 189L134 190L139 195H137L133 189H131L132 191H130ZM150 186L151 187L153 186L154 189L150 188ZM168 187H169V189H168ZM57 188H58V186H57ZM95 188L99 189L98 191L96 190L98 192L97 193L98 197H97V194H95L96 196H94V193H96ZM119 188H121V189H119ZM148 188H149L150 192L147 191ZM163 188H166V190ZM127 189L130 191V193ZM167 189H168V191H167ZM172 189L174 192L172 191ZM113 190H114V192L116 191L115 194H114ZM122 190L124 192L126 191V193L125 194H124V192L122 193ZM169 190H171L172 192ZM127 191H128V193H127ZM175 191H176V194H175ZM147 192H149L148 193L149 195L147 194ZM166 192H169V193H166ZM224 192H228L231 194V196H229L228 200H223L221 195H223ZM86 193H87V195H86ZM99 193L103 194L102 197H101V194H99ZM172 193L175 195H178V197L173 195ZM55 194L57 195L56 197L54 196ZM91 194L94 197L92 196V198H91V196H89ZM123 194L125 195L124 198L126 199V201L130 197L132 199H135V200L129 199L125 203L124 198L121 197V196H123ZM126 194H130V195H126ZM159 194H161V195H159ZM108 195H110V196H108ZM114 195H118V196H116L117 197L116 199H115ZM133 195L135 197L139 196V198H141V199L143 198V199L142 200L140 199L141 200L140 201L138 197H136L137 198L136 199ZM162 195H164V197H165V195L169 196V197L175 196L174 199H177L180 197L181 198L180 201H179V199H177L179 204L176 200H174L177 202V203L176 202L175 203L177 204V207H180V209L177 208V210H176V205L174 206L175 203L172 202L173 198L167 199V197H165V198L162 197V198H164L162 200L160 198ZM179 195H181L183 197L184 201H183L182 197ZM103 196H104V198H103ZM95 197L97 199L99 198V200H96ZM106 197L110 198L111 200L106 198ZM126 197H128V198H126ZM156 197H157V199H156ZM87 198L90 200V202ZM119 198H122V201H121V199L119 200ZM144 198H145V201L147 203H149V204L146 203L148 206L144 205L145 204V201H143ZM85 199H87V200L85 201ZM113 199H114V202H113ZM158 199L161 201H158ZM44 200H46V202L47 201L48 202L46 203ZM93 200H94V202H92ZM107 200H109V203ZM116 200H118V202ZM123 200H124V202H123ZM137 200L139 201V203L141 202L140 205L136 204V203H138ZM169 200L172 202V206L170 205L171 202ZM181 200H182V202H181ZM83 201L86 203H84ZM101 201L103 202L102 205H101V203H102ZM129 201L131 202V204L129 203ZM167 201H168V203H167ZM87 202L90 203L91 206L88 205ZM158 202H160V204ZM91 203L92 204L97 203V204L95 206V205H92ZM165 203H167V204H165ZM82 204H86V206L88 205L87 206L88 209L93 208L94 211L96 210L95 212H97V213H94L93 210H92V212H93L92 213L90 209H89L90 211L87 209L84 210V211H87L89 213L91 212L92 215L96 214L95 215L96 217L95 216L93 217L94 219H96L94 221V223L91 219L92 216L90 215V220L92 221V224L94 226L91 225L90 220L86 221V219L87 220L89 219V216L85 217V216H87V215H85V214H87V212H84V214H80V213H82L81 211H83L84 208H87V207H85V205H82ZM111 204L114 206H112ZM132 204L137 206L136 211H135V206H133L134 207V209H133ZM70 205H73V206H70ZM80 205H82V206L80 207ZM100 205L102 206V208H100L101 207ZM141 205H144V206H141ZM179 205H181V206H179ZM52 206H54L55 208ZM68 206H69V208H68ZM93 206L94 207L98 206V208H94ZM128 206H130V207H128ZM149 206L152 208V211L149 208ZM173 206L175 208H173ZM73 207H74V209H73ZM76 207H77V209L79 208V210H81V211H78L79 213L77 212ZM108 207L109 208L112 207L111 211L114 210V207L116 209L112 213L110 211V213L107 215V210H108V212L110 210ZM145 207H147V208L145 209ZM52 208H54V209H52ZM57 208H58L59 212H61V210H62L60 215H59ZM130 208H132V211ZM148 208H149V210H148ZM66 209H67V211H65ZM72 209H73V212L76 209V211L74 213H76V212L78 213V215H75V217L72 216V215H74L73 212L70 211V213H69V210H72ZM100 209L102 210V212L104 214L106 213L105 215H107L108 218L106 216H103L104 214L100 215V214H102ZM159 209H163V211L159 210ZM53 210H57L55 212L56 213L58 212V213L56 214ZM97 210L101 213H98ZM133 210L135 211V213L133 212ZM139 210H140V212H139ZM145 210H147V211H145ZM150 211H151V213H150ZM167 211H169V212H167ZM174 211H175V213H174ZM177 211H179V212H177ZM181 211L183 212V214ZM187 211H188V213H187ZM143 212L145 213V218H146L145 219L144 216L142 215V217L145 219V221H143V222L144 223L147 222V224H144L140 218L141 217L140 214H142ZM53 213L56 214L57 216L54 215ZM89 213H88V215H89ZM147 213L149 215L146 216ZM97 214L100 215V218H102L103 220L102 219L97 220V216H98ZM132 214H134V215L136 214V215L133 217ZM154 214L155 215L157 214V215L155 216ZM66 215H68V216L66 217ZM150 215H152V216L154 215L156 219ZM173 215L176 218H174ZM189 215H191L190 218H189ZM245 215L248 217H246ZM79 216L81 217V219ZM137 216H140V217H137ZM159 216L161 217L160 219H162V220L165 217V219L163 220L164 222H161V220L158 221ZM169 216L172 219H170ZM56 217L58 219H60V218L61 219L57 220ZM147 217H148V219H147ZM211 217H212L213 221L210 222L208 219H210ZM41 218H42V221H41ZM82 218H84V219L82 220ZM134 218H137V219H135L136 221H140L141 223H143L145 228L141 229V230L137 229V227L141 228V227H143V225L140 226L139 224H141V223L135 222ZM177 218H178V220H177ZM35 219H34V221H36ZM149 219L152 221H150ZM153 219H154V221H153ZM168 219L172 223L171 222L168 223L167 222ZM80 220H82L83 222ZM84 220L86 222H84ZM146 220H148V221H146ZM172 220H174V222ZM185 220H186V222H185ZM239 220H240V222H238ZM99 221H101V222H99ZM155 221L159 222V225L157 222L155 224L154 223ZM133 222H135V223L133 224ZM181 222L184 224L186 223V224L184 225ZM68 223L70 225H68ZM86 223L87 224L89 223V226L86 225ZM95 223H98V225L101 227H98L97 224H95ZM162 223L163 224L165 223V225H163ZM175 223L177 224L176 227H175V225H176ZM236 223H237V225L235 227L238 226V228L233 230V228H235V227H233V225H235ZM153 224H155L156 226H154ZM160 224H162V225H160ZM102 225H103V228H102ZM135 225L137 227H135ZM151 225H153V228H151L152 227ZM173 225H174V228H176V230H178V231L175 232V229L172 228ZM46 226H48L49 229H47L48 227H46ZM69 226L70 227L73 226L72 228L74 230L72 228H71V230H70V228H67ZM180 226H181V228H180ZM182 226H183V228H182ZM93 227H94V229H93ZM59 228L57 230H59ZM97 228H100V229H97ZM160 228H162V229H160ZM148 229H149V231H148ZM157 229H159V230L157 231ZM93 230H96V231H93ZM139 230H140V232H139ZM146 230L148 233L146 232ZM150 230H152V231H150ZM51 231H52V229H51ZM81 231H83V232H81ZM165 231L167 232V234L168 233L169 234L165 235L164 234V233H166ZM185 231H186V233L183 234ZM141 232H143L142 234L146 233L147 236L141 235L144 237L140 238L139 235ZM51 234H52V232H51ZM159 234L160 235L162 234L164 237L162 235H161L162 237H159L160 236ZM170 234L175 235V236H171ZM169 236L171 239L168 238ZM146 237L149 239L151 238L150 239V240H152L151 244H150V240H148ZM174 237H176V238H174ZM138 238H140V239H138ZM145 238L149 242H147ZM161 238L164 240H165V238H166V240L170 239V241L171 240L172 241L168 244V241L167 242H165L166 240L161 241L162 240ZM157 240H159V243L162 242V245L157 246L158 245ZM75 242H77V243H75ZM154 242H155V245L157 247L155 245H153ZM163 242L166 244H164ZM147 245H148V249L150 246V249H152V250L149 249L150 250L149 251L147 249ZM147 250L149 251L148 255L151 252V254L153 256V258H151L150 257L151 254L148 256L147 253L144 252V253H146L145 257L148 259V261L146 258L144 259V256H143V254H144L143 251H147ZM158 252L160 253V256H157L159 254ZM154 255L157 258H155ZM141 256H143L142 257L143 259L141 258ZM139 258H141V259H139ZM149 259H150V261H149ZM143 260L144 261L146 260V261L144 263H142ZM156 260H157V263H156Z\"/></svg>",
  "mask_w": 264,
  "mask_h": 264
},
{
  "label": "built area",
  "instance_id": "obj_3",
  "mask_svg": "<svg viewBox=\"0 0 264 264\" xmlns=\"http://www.w3.org/2000/svg\"><path fill=\"white\" fill-rule=\"evenodd\" d=\"M262 138L264 139V135L262 136Z\"/></svg>",
  "mask_w": 264,
  "mask_h": 264
}]
</instances>
